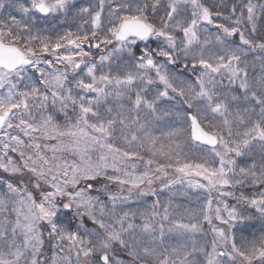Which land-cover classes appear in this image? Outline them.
<instances>
[{"label":"snow or ice","instance_id":"snow-or-ice-1","mask_svg":"<svg viewBox=\"0 0 264 264\" xmlns=\"http://www.w3.org/2000/svg\"><path fill=\"white\" fill-rule=\"evenodd\" d=\"M0 264H264V0H0Z\"/></svg>","mask_w":264,"mask_h":264}]
</instances>
